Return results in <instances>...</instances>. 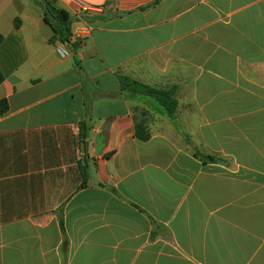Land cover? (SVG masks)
Returning <instances> with one entry per match:
<instances>
[{
    "label": "crops",
    "instance_id": "0c3cea01",
    "mask_svg": "<svg viewBox=\"0 0 264 264\" xmlns=\"http://www.w3.org/2000/svg\"><path fill=\"white\" fill-rule=\"evenodd\" d=\"M0 37V264H264V0H0Z\"/></svg>",
    "mask_w": 264,
    "mask_h": 264
},
{
    "label": "trees",
    "instance_id": "16d2710c",
    "mask_svg": "<svg viewBox=\"0 0 264 264\" xmlns=\"http://www.w3.org/2000/svg\"><path fill=\"white\" fill-rule=\"evenodd\" d=\"M37 1V0H36ZM45 22L52 28L54 37H57L62 43L68 41V37L70 36V24L67 19V15L63 12L64 20L62 23L58 22H50L48 20L47 14H49L48 10L45 11ZM2 38L0 37V43ZM2 74L0 72V82L2 81ZM120 88L124 96L128 97H137L143 96L154 100L161 110L167 115V117L173 118L176 110V100L174 99V91L172 90H163L154 87H150L143 83H140L136 80H133L129 77H120ZM1 110L5 109V104L3 102L0 103ZM141 125H135V134L141 140H146L148 135H141ZM199 157L206 160H213L211 157H204L199 155Z\"/></svg>",
    "mask_w": 264,
    "mask_h": 264
},
{
    "label": "built area",
    "instance_id": "2783aa9c",
    "mask_svg": "<svg viewBox=\"0 0 264 264\" xmlns=\"http://www.w3.org/2000/svg\"><path fill=\"white\" fill-rule=\"evenodd\" d=\"M77 5L80 14L85 15L86 13L91 12V10L88 8L86 4L77 2ZM87 33H88L87 29L74 31L73 34L70 36V39L66 42L65 47L59 46L57 48L60 57L62 58L67 57L69 55L68 46L72 43L81 41L86 36Z\"/></svg>",
    "mask_w": 264,
    "mask_h": 264
},
{
    "label": "water",
    "instance_id": "95a60500",
    "mask_svg": "<svg viewBox=\"0 0 264 264\" xmlns=\"http://www.w3.org/2000/svg\"><path fill=\"white\" fill-rule=\"evenodd\" d=\"M37 6H39L42 9L48 10L49 14H48V18L50 20V22H58V23H62L64 20V15L62 12L58 11L56 8L52 7L50 4L47 5H41V4H37L35 3ZM81 152H84V146L81 145Z\"/></svg>",
    "mask_w": 264,
    "mask_h": 264
}]
</instances>
